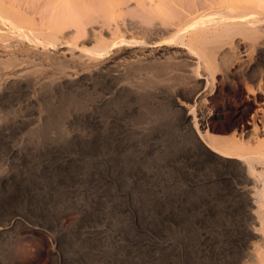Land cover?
I'll list each match as a JSON object with an SVG mask.
<instances>
[{"label":"rangeland","instance_id":"1","mask_svg":"<svg viewBox=\"0 0 264 264\" xmlns=\"http://www.w3.org/2000/svg\"><path fill=\"white\" fill-rule=\"evenodd\" d=\"M178 1L182 3L184 2V0H177V2ZM191 1L192 0H189V4ZM248 1L250 0H246L245 2ZM259 1L261 2V0ZM127 2H129V0L123 3ZM130 2L132 4L134 3L133 0ZM135 2L137 1L135 0ZM170 2L172 3V1ZM177 2H175V4ZM179 2L175 5L177 7H175L173 4L174 8L171 7L172 5L169 6L171 3L167 4L169 6H167L168 8L165 5H162L163 8H165V14L167 13L169 15L168 18L173 15L172 13L169 14V11L178 13L183 10V7H180L181 4ZM185 2L184 3L187 5V1ZM195 2L197 1L195 0ZM251 2H255L256 4L258 0H251ZM231 3L232 4L228 2V4L235 6L234 1ZM127 5L129 6V8L126 7ZM188 5L186 6L187 8H185L184 6L185 11L186 9L187 11L188 9L191 11L195 8V6H193L195 5L194 2H191V5H189L194 8H188ZM216 5L218 6V4ZM256 5L258 6L259 4ZM262 5H260V7ZM132 6H137V9L141 8V10L143 9L144 11V8H142V6L140 7L137 4L135 5V3ZM227 6L228 5L225 4V7ZM124 7H126V9ZM130 7V3L124 4V6L122 7L124 9L122 11V14H124V16L127 15L125 19H127L129 23L123 18V16L118 17L119 20L117 21L113 20V22L117 23L121 21L126 22L119 23L121 26L120 28L124 30L125 33L127 32L125 29L128 28L129 31L132 27L133 30L129 31L130 33H126L130 36L125 35L128 40L123 42V44H119L116 46L112 45L110 48L111 50H109L107 54H104L105 56L102 55L103 57L101 56L99 58L101 59L99 64V59H96L98 60L96 66L94 65L96 60H94V62L93 60L87 58L88 56L86 55V53L82 51L79 52V48H77L78 50L76 49L77 51H74L73 48L67 46L62 47L63 49L60 48V51L54 49L53 51L42 50V53L40 51H36L44 54L46 57H52L51 59L49 58L46 61L47 63L43 62L46 59L41 61V59L38 58L41 54L37 53V55H35L37 57L36 59H39L37 62H31L29 63V65L27 64L28 66H19V68L17 67L15 72L6 73L3 71L0 74V83L2 82V84L4 85L3 86L2 84H0V98L2 99L3 95L5 101L4 102L2 101L3 99H0V108L3 109V111L1 110L0 113L2 114V112H4L3 114H5H0V119H2V121L0 120L2 122V124L0 122V228H4L0 229V264H152L150 263L149 259L151 258L152 246L155 244L156 238L154 229L157 223V218L155 216L157 215V212L155 208L157 209L156 201L158 200L154 176V161L156 154L154 145H158V143L163 145L168 144L171 146H183L190 144L199 145L200 140H202V138L204 137L203 136L202 138H200V136H198L197 129L199 128V131L203 132L201 134H204L205 136L206 134L209 135L210 133L209 136L216 135V138L218 137L217 135L220 136L219 138H221V136L226 137L227 135H231L230 137H227L231 138L234 135V130L235 134L241 132V124L242 121L245 122V117V120L247 122L252 118V115H254L256 111L260 110L263 107L262 103L264 102V95L261 97L262 101H260L261 99H259L258 103V97H256V93L254 94V89H252L253 85L255 88V83H253L250 73V68L257 66L260 62V52L263 49V46L261 44L256 43L255 45L257 46V48H259L258 50H255L256 47L250 46V42H247L249 40L240 39L243 37L240 32H236L239 33L237 37L234 35L235 38L233 37L232 39V37H230L227 39L228 41L225 39V41L220 42L221 44L224 42L226 43V41L228 42V44L230 42L231 46L230 44H227L225 48L224 46L221 48V44L219 46L216 45L219 41H214L216 44L213 43V45H216V50H219V54L218 51L213 49V47V54L217 53V58H214L215 56L213 58L215 59V62H218L216 61V59L220 61L218 65L216 64L217 66H219V69L217 68V66H215L216 69H214L215 67L213 68L214 65H212L210 67H212L214 71H211L212 68L207 70L208 66L205 65L206 69H202V66L200 68L202 72L200 70V73L203 74V78L199 79L198 73L196 74L195 72H193L195 71L197 65V55L195 54L196 57H193L194 53L188 54L191 51H189V48L186 49V47L184 46L185 44H179L180 42H177L176 40L175 43L172 40L174 38V35L179 31V29L176 28L177 23L182 21L181 19H178L180 17V15L178 14L182 15L183 13H185L186 15L187 11H182L183 13L180 12L177 15L174 14L175 16H178V18L173 15V17L171 18L172 21L170 19H168L169 21H166L167 19L165 20L164 18L165 15H162L164 19L160 16V20H165V22L162 21L161 23H164L163 27H160L161 25H157V23H160L159 19L155 18L157 17L156 15L155 17L153 16V20L155 18L154 21L151 18L152 16L150 17L147 15L148 17H150L152 22H157L152 23L151 20L146 16L149 21L148 23L147 19H145L146 17L144 19L142 18L144 21L139 18L141 14L144 15L146 13L142 12L138 14L139 16H136L133 14L135 13L134 10L136 11V13H138L137 11L141 12V10L135 9L136 7H133L134 9H131L132 7ZM146 8L145 10H147ZM175 8H179L181 10L176 12L177 9ZM263 8L264 7H262V9ZM125 10H127V12H125ZM129 10H132L133 13ZM190 11L187 14L189 18H185L184 15L185 19L182 18L183 21L186 19L191 20L190 17L192 16V14H190ZM145 12H147L148 14L150 13L148 10ZM262 12L264 13V9L262 10ZM128 17L131 18L129 19ZM100 20H98L96 24L101 22L99 24L103 23L102 26L98 24L95 28H93L96 25L95 24L93 26V22L95 20H90L88 25V21L85 23V30H87L88 27H91L96 32V34L91 28H88L89 30H92L94 34H89L92 32L90 31L88 33L89 30L87 32L84 31L83 35L81 36V42L84 41V39L88 40L91 35H95L94 37L96 38L108 34L109 31L110 35L113 33L111 36L107 35V37L109 36L108 39H110L111 37V40L113 36H119V33L124 35L121 29L117 27L119 26V24L115 25L116 29H118V31L116 32L117 34L115 35L114 32L116 30H114L113 32V29H115V27L113 28L112 21L105 22L106 19H103L104 22H102ZM129 20H131L132 22ZM138 22H140L141 24L143 23L142 25H144L145 22L144 27L142 26L144 30L140 27L141 25H139L140 23ZM187 22L189 21H185V23ZM106 23H108V26L104 25ZM135 24H138V26H136ZM154 24L159 26V28L157 26L154 27ZM182 24L178 25L180 29H182V27L184 26V24ZM103 25L104 29L105 27L111 29H106L103 31ZM122 25L126 28L122 27ZM147 26H152L150 28L152 30L154 29V33L150 28L149 29L151 31H146L145 29L148 28ZM164 26H166V30L164 29ZM138 27L142 30H138ZM96 28H102V30H100L106 33L103 34ZM168 28L170 29L169 32L172 33L171 31H174V34L168 33ZM173 28L178 31L176 32ZM155 29L158 31L155 32ZM134 30L135 32H137L134 33ZM141 31H146L148 34H146V32L142 33ZM148 31H150V33ZM159 31L162 34L159 35ZM165 31L171 36L167 37L168 34L165 35ZM85 33H88L87 36L84 35ZM97 33H99V35H97ZM135 34L137 36H135ZM152 34H154V37L148 36ZM133 35L135 36V38H139L140 35L141 39L146 37V40H141L139 38V40H141L142 42H138L139 40L136 41L132 39ZM155 36L158 40L155 39ZM164 36H166L167 39L169 38L168 40H171L172 42H169L168 40L166 41V39L164 41ZM129 38H131V40H129ZM148 39L150 40V42H154L155 45L154 43L152 44L148 42ZM159 39L163 42L156 43L157 41H160ZM134 41L138 42V44L136 43L137 46ZM143 41H145L144 44L146 45V48L148 47L147 49H151L150 51L146 50ZM146 42H148V44ZM124 44H126V47ZM131 44L133 45L130 47ZM213 45L209 44V48L211 49ZM238 45L240 46V48ZM68 47L72 49L73 52H69L70 49L64 51V49ZM136 47H141V51H138ZM160 47L162 48L160 49ZM218 47H220L221 50ZM235 47L237 48L233 50V48ZM154 48L155 51L157 50L158 52H155ZM133 49L135 53H131ZM244 49L247 50L245 51ZM122 50L123 52H121ZM163 50L164 52L162 53ZM168 50L170 53L168 52ZM182 50L184 51V53H182ZM187 50L189 52L185 54ZM222 50L223 53H221ZM247 51L249 52V54ZM50 52L52 53L50 54ZM61 52L62 54H60ZM68 52L71 54H76L72 55V58L73 56L74 58L76 56L77 60L72 59L70 56L71 54H69ZM117 52H120L119 55L117 54ZM128 52L131 56L128 54ZM45 53H49L50 55H46ZM82 53H84L85 56ZM112 53L114 55L113 58L115 59L111 57L113 56L111 55ZM53 54L56 55V58L55 56H52ZM222 54H226L225 57L227 58L225 59L226 62L228 61L227 63H233L232 65L234 67L229 66L230 63L228 65L224 61L225 64H227L232 69L228 68L227 65V68H222L224 67V62L222 61L225 60L224 55ZM77 55H79L80 58H78ZM80 55L84 57V59L81 58ZM127 55H129L130 57ZM220 55L222 56V58H220ZM245 55L247 56V58H243L246 57ZM122 56L124 59H122ZM58 57L59 60H62V58L64 57H66L67 59H72L73 63H75L74 61L79 62L80 60V62L78 63L79 66L82 61H85L86 58V62H93H87L88 65H86V62H84V64L86 65H83L85 69H83V66L79 67L75 63L73 66L75 69L74 71L72 69L73 67H70L71 69H67V73H65L64 71V73H61L60 70H55L60 68L58 67V65H56V67L55 63H53V61H57L56 59H58ZM106 57H109L108 59L110 60L106 61ZM228 58L232 59L233 61H230ZM118 59H121L120 63H118ZM248 62H250L251 64ZM48 63L50 64L48 65ZM52 63L55 67L52 65ZM90 64H92V68L89 67L91 66ZM45 65L49 66L47 67L48 69L44 68L46 67ZM99 65L101 66V70H99ZM105 65L111 66L106 67ZM76 66L78 67L76 68ZM87 66L88 68L86 69ZM32 67L34 68L31 69ZM39 67L45 70L41 71ZM103 67L105 69L110 68L111 70L108 69V72V70L106 69L105 72L103 71ZM27 68H29L30 70ZM35 68H39L40 70ZM228 69H230L231 72H229ZM26 70H29V73L25 72ZM78 70H80V72ZM205 70H207L208 72H205ZM225 70L226 72H228L227 74L230 73V76L225 73ZM56 72H60V74H57ZM72 72L75 74H73ZM22 73H25L24 76L20 75ZM26 73L27 76L25 77ZM32 73L34 75H32ZM68 73L69 75H67ZM76 73L78 74V76H80L79 78H77L78 76ZM16 74L17 76H13ZM18 74L20 76H18ZM208 74L211 75L208 76ZM10 75H12L14 80L10 77ZM99 76L102 78H100ZM52 77L56 81L53 82V80L51 79ZM2 78L5 79V82L1 81ZM8 78L11 79L7 80ZM17 78L18 80L19 78L21 79L19 80L20 83L16 81ZM74 78L75 80H73ZM90 78L93 79L91 80ZM87 79L89 81H87ZM90 80L92 81V83ZM228 81L229 83H226ZM235 81L238 82L235 83ZM248 81L250 82V84ZM47 83H49V86L47 85ZM43 84L45 85L43 86ZM199 85L201 86V89ZM36 87H38V89H36ZM11 89H13L14 92ZM46 89H48V91ZM130 90H134L135 93L131 92ZM232 90L234 93H236L234 94ZM3 92L4 94H2ZM41 94L44 96H40ZM21 96L24 97L22 98ZM27 96L31 100H28ZM28 101L33 104H27ZM255 104L259 106L261 104L262 107H258ZM18 105L20 108L18 107ZM44 105L48 106L45 108ZM27 106H29V108ZM35 106L36 108H34ZM6 107L7 109H5ZM47 108L50 109V112ZM82 109H84V111ZM246 109H250L251 111H246ZM28 110L31 112H29ZM85 110L87 112H85ZM91 110L95 114H92ZM241 111L243 112V117L240 116L242 114ZM262 112L264 111L262 110ZM6 113L7 115H9L7 116ZM13 113L17 116H14ZM43 113L46 115V121L43 119ZM123 113H125L124 118L128 120L126 122H128V124L130 125L129 127L135 128L133 129V131L128 130L131 128L127 129V132H129L128 136H130L129 138L133 142L131 143L130 148L133 153L129 149H127L126 153H128H125L126 156L124 157ZM48 114L52 118L49 117ZM88 114L89 116L91 115V121ZM10 115H12L13 117ZM230 115H233L232 118H230ZM9 116L10 119H8ZM36 116L37 119L39 118V125V122L35 118ZM47 116L48 118H50L49 120ZM71 116L74 118H71ZM238 116H240L242 119L238 118ZM76 117L81 119H79L78 121V118ZM66 118L69 120H67V122L69 123L66 122ZM236 118L238 119L237 121ZM22 119H24L26 125H24L25 122ZM33 119L37 122V125L34 124V121L32 122ZM40 119L42 122H44L42 123ZM96 119H99L100 121L98 120V122L96 121ZM10 120L13 123L10 122ZM15 122L17 126L19 125L18 127L16 126ZM51 122L54 123L51 124ZM234 122H236L237 124H234ZM238 122L240 124H238ZM11 123L12 126L14 125V128L11 126ZM196 123H198V127L196 126ZM22 124L24 125V127L22 126ZM30 124H32V127ZM64 124L66 125L64 126ZM59 125H62L63 127ZM35 126L38 127L35 128ZM39 126H41L42 129ZM195 126L197 129L195 128ZM27 128L29 131L25 130ZM235 128H238V130H236ZM21 129H24L25 131ZM207 130L209 132H206ZM215 137L212 136V138ZM206 138L207 136L205 137V139L203 138V141L206 140V142H208V138ZM133 144L134 146H132ZM200 168H196V172L201 171L198 174L203 175V170H206V168ZM175 169L176 170L173 169L172 175L173 178L176 177V181L179 179L180 183L174 180L176 183L175 191L177 193L178 190L177 194L179 195L183 187L186 190V186H190L189 180L187 179L186 175H184L185 171L189 172V170L195 168H191L189 164L184 162L178 169ZM200 196L201 195H199V199L201 198ZM202 200L203 199L201 198V204L203 202ZM191 204L194 206H198V204H195L193 202H191ZM190 206L188 205V207Z\"/></svg>","mask_w":264,"mask_h":264},{"label":"bare ground","instance_id":"2","mask_svg":"<svg viewBox=\"0 0 264 264\" xmlns=\"http://www.w3.org/2000/svg\"><path fill=\"white\" fill-rule=\"evenodd\" d=\"M126 1H128V0H126ZM126 1H123V0H0V50H2V51H0V74L3 71L6 73L15 72V70L17 69V67L19 68V66H23V65H27V64L29 65V63L35 62V61L37 62L39 59L37 60L36 59L37 57L35 55H37V53L39 54L40 52L42 53V50H47V51L52 50L53 51V49H54V50L60 51L61 50L60 48L67 47V46L73 48L74 51L77 48H79L80 49L79 52L82 51V52L86 53V55L88 56L87 58H89L90 60L94 61L96 59H99L102 55L107 54L108 51L111 50L110 48L112 45L116 46L119 44H123V42L127 41L128 39L125 37V35H127L126 33L133 30L132 27L130 26L131 30L128 31V28L125 29L127 31L125 33V31L120 28L121 26L119 24V23H123L125 21L122 22L120 20L121 22H118V23L113 22V20L114 21L119 20L118 17L123 16V18L125 19V17L127 16V15L124 16V14H122V11L124 10L122 7L124 6V4L130 3V5L132 7V8L130 7L131 9H134L135 7H136L135 9H137V6H132V5H134V3H135V5L137 4L140 7L142 6V8H144V11H143V9L141 10V8L137 9V10H141V12L137 11L138 13H136L135 10H134L135 13H133L132 10H129V11H132V13L136 16L142 12L146 13L144 15L141 14L142 17L141 16L139 17L141 19L142 18L144 19L148 15L150 17L152 16L151 18L153 20V16L155 17V15H156L158 18L157 17H155V18L159 19L160 24H158L157 22H152L150 17H148V16L147 17L151 20L152 23H157V25H159V26L161 25L160 27H163L164 23L161 24L162 21L165 22L166 19H167L166 21H169L168 19L171 20V18L173 17L174 14L177 15L180 12L181 13L186 12L187 9H186V11L184 9L187 8L186 6L189 4V0H184V2L187 1V5L185 4L186 2L182 3V2L178 1L182 5V6L180 5V7H183V10H182L183 12L182 11L178 12L179 10H181L179 8L178 9L175 8V9H177L176 12H178V13H173V12L168 10L170 12V13L168 12L169 14H171V13L173 14L172 16L170 15L171 16L170 18H168L169 15L167 13L165 14V10H164L165 8H163L162 5H165L167 7L168 6L167 4L171 3L170 1H172V3L169 6L172 5L171 7L174 8V6L176 4H178L177 0L176 1L175 0L174 1L173 0H136L137 2H135V0H133L134 1L133 4L130 2L132 0H129V2L123 3ZM196 1L197 2H195V0L191 1V2L195 3V5H193V6H195V8L192 6H189V5H191V2H190V4L188 5V8H191V9L194 8V9H192L191 11L188 9V11L186 12V15H185V13L182 14L183 17L181 14H178V15H180L181 18L180 17L178 18V16L174 15L176 18H178L179 20L181 19L183 21L182 18H184V15H185V18L186 17L189 18V16H187L189 11L191 12L190 14H192V16L190 17L191 20L186 19L183 21V24L185 23V21H189V22L185 23L186 25L184 24L182 29H180L178 26V25L182 24V21H180L181 23L179 22L180 24L177 23V25H176V28H178L179 31L175 30V28H173L176 32L178 31L174 35V38L172 39L173 42H175V40H176L177 42L178 41L180 42L179 44H182V45L185 44L184 46L186 47V49L189 48V51H191V52H189L187 50L185 54H187V52H189L188 54L194 53L193 57L195 56V54L197 55V58H198V59L196 58V60H197L196 64L197 65L195 64L196 68L194 67L195 71H193V72H195L196 74L198 73L199 79L203 78V74L200 73V70H201L200 68L202 66H203L202 69H206L205 65L208 66L207 70H209L212 68L210 66L214 65L213 66V68H214L220 62L218 59H216V61H218V62H215L214 58H217V56H216L217 53L214 52L216 54H213L212 48L214 47L213 49L216 50V45L219 46L221 44L220 43L221 41L223 42V41H225V39L227 40L230 37H232V39H233V37L235 38V36L237 37V35L239 33H236V32H240L242 34L243 37L242 38L239 37L240 39L249 40L247 42H250V46H252V47L255 46L257 48V46L255 44L256 43L261 44L263 46V49L260 52L261 55H260L259 64L258 65L256 64L257 66L254 65L255 67L249 66V67H251L250 68L251 79H252L253 83H255V88H254V85H253V88H252V86H251V88L254 89V94L256 93L257 96L256 95L255 96L258 97V99H257V101H258L264 95V86H263V83H264V39H263V36H264V13L262 12V10L264 9V8L262 9V7H264L263 6L264 0H261V2L258 0V2L256 4H259L258 5L259 7L255 4V2H251V0L248 2H245L246 0H233L235 3V6L230 5V4H232L231 2H233L231 0H217V2L215 0V3L218 4L219 7L214 3V0H200V1L196 0ZM252 1H257V0H252ZM175 2H177V3L175 4ZM228 2L230 4H228ZM173 4H174V6H173ZM225 4H227L228 6L225 7ZM128 5L126 7L129 8ZM147 5H148V7H147ZM260 5H262V6L260 7ZM184 6H185V8H184ZM215 6H217V7H215ZM126 7H124V8L126 9ZM175 7H177V6H175ZM209 7H211V8H209ZM128 8H127V10H128ZM145 8L150 12L149 14L147 12H145V11H147V10H145ZM127 10H125V12H127ZM171 10H173V9H171ZM166 12H167V10H166ZM162 15H165L164 16L165 20H163L164 18ZM128 16H129V14H128ZM160 16L163 19L160 20ZM147 17L145 19H147V21H148ZM101 18H103L104 20L106 19L105 22H107V21L111 22L112 21L113 28L115 27V25L119 24V26H117V27H119L121 29V31H122V33H124V35L118 32L120 34L119 36H116V37L113 36L112 40H111V37H110V39H108V37L111 36L113 33L111 35L109 33L110 32L109 30L111 28L109 29V28L105 27V29H104V25L108 26L107 25L108 23H106L103 25L102 28H103V31L106 29H109V30H107V31H109L108 34H105L106 32L105 33L102 32L101 31L102 28H100L101 29L100 30V29H98L99 28L98 27L96 29L101 31V33L105 34L104 36H100V37L95 38L94 37L95 35L94 36L91 35V37L88 38V40L84 39V41L81 42V36L83 35L84 31L87 32L91 28V27L90 28L88 27L89 29L87 28V30H85V28H86L85 23L88 21V23H87V25H88L90 20H95L96 22L95 21L93 22L94 23L93 26H94L97 23V21L100 20ZM155 18H154V20H155ZM103 19H101L100 21L104 22ZM124 19H122V20H124ZM133 19H134V16H133ZM143 19H142V21H144ZM125 20L127 21V19H125ZM129 21H131V20H129ZM147 21H145V22H147ZM145 22H144V25H145ZM99 23H101V22H99ZM134 23H136V22H134ZM138 23H140V22H138ZM148 23H149V21H148ZM91 24H92V22H91ZM98 24H96L93 28H95ZM102 24H99V25L102 26ZM142 24L140 23L139 25H141L140 27L144 30V28H143L144 25H142ZM157 25L154 24L153 26L156 27ZM136 26H138V24ZM159 26H157V27L159 28ZM122 27H124V26L122 25ZM147 27H146L147 29H145L146 31L150 30L151 29L150 27H152V26H147ZM165 27L166 26H164V29L166 30ZM124 28H126V27H124ZM141 28L138 27V30H140ZM136 29H137V27H136ZM168 29H167V32L170 33L169 32L170 29L169 30ZM92 30H89L88 33ZM114 30H116V31L114 32ZM161 30H162V28H161ZM93 31L89 34H94V33L96 34V32L94 31V33H93ZM117 31H118V29H116V27H115V29H113V32L115 35L117 34L116 33ZM146 31H143V32L145 33ZM150 31H148V32L150 33ZM153 31H154V29L152 30V32ZM157 31L158 30H156L155 32H157ZM160 31H159V35L162 34V33H160ZM111 32H112V30H111ZM133 32L136 33L137 31L135 32V30H134ZM171 32L172 33H170V34H174V31H171ZM168 33H166V31H165V35ZM87 34L85 33L84 35L87 36ZM146 34H148V33L146 32ZM170 34H168L167 37H170L171 36ZM231 34H232V36H231ZM97 35H99V33H97ZM107 35H109V36L107 37ZM153 35L154 34L148 35V36H153ZM127 36H130V35L128 34ZM135 36H137V35L135 34ZM135 36L133 35V38H132L133 40L137 41V40H139V38L141 39L140 35H139V38H135ZM131 37H132V32H131ZM142 39L146 40V37L142 38ZM155 39H157L156 36H155ZM165 39L167 41L169 38L167 39L166 36H164V41H165ZM109 40H111L112 42ZM129 40H131V38H129ZM141 40H139L138 42H142ZM151 40H152V38H151ZM160 41L159 42L157 41L156 43H162L163 42V41H161V42ZM214 41L215 42L219 41V42H218V44H216ZM227 41H226V43L225 42L222 43L220 45V47L222 48L224 46V48H225V46H227V44H228ZM138 42L134 41L135 44L136 43L138 44ZM144 42L145 41H143V44H144ZM148 42H150L149 39H148ZM148 42H146V43L148 44ZM169 42H172V41L170 40ZM150 43L153 44L154 42H150ZM213 43L216 45L214 46ZM137 44H136V46H137ZM152 44H150V45H152ZM164 44H166V43H164ZM209 44L213 45L211 47V49L209 48ZM229 44H230V42H229ZM234 44H237V43H234ZM124 45L126 47V44H124ZM132 45L133 44H131L130 47ZM154 45H155V43H154ZM230 46H231V44H230ZM69 47L64 49V51L65 50L67 51L68 49H70ZM173 47H176V46H173ZM220 47H218V48L220 49ZM140 48H137L138 51L139 50L141 51ZM145 48H146V45H145ZM147 48H146V50H149V51L151 50V49H147ZM161 48L162 47H160V49ZM236 48L237 47L233 48V50H235ZM239 48H240V46H239ZM254 48H253V50H254ZM256 48H255V50H258L259 47L257 49ZM123 49H124V47H123ZM134 49H135V46H134ZM134 49L131 53H135ZM178 50H176V51H178ZM36 51H40V52H36ZM115 51H119V50H115ZM154 51H155V48H154ZM216 51H218V54H219V50H216ZM54 52H56V51H54ZM69 52H73L72 49H70ZM121 52H123V50ZM152 52H153V50H152ZM155 52H158V51L156 50ZM155 52H154V54H155ZM163 52H164V50L162 51V53ZM168 52H169V50H168ZM51 53L52 52H50V54ZM84 53H82V54L85 56ZM119 53L120 52H117L118 55H119ZM179 53H181V52H179ZM182 53H184V51ZM221 53H223V50L221 51ZM239 53H240V51H239ZM45 54L47 55L49 53H45ZM55 54H53L52 56H55V58H56L57 54L56 55ZM60 54H62V52ZM65 54H66V52H65ZM69 54H71V53H69ZM128 54H129V52H128ZM248 54H249V52H248ZM41 55H39L40 57H38V58H40L41 61L46 59L43 62H46L49 58L50 59L52 58L51 56L46 57L44 54H41ZM72 55H76V54L72 53L70 55L71 58H72ZM111 55H113V53ZM121 55H122V53H121ZM129 55H127V56H129ZM134 55H133V57H134ZM222 55H224V59L227 58V57H225L226 54H222ZM77 56H78V58H80L79 55H77ZM191 56H192V54H191ZM59 57H60V55H59ZM59 57H58V59H56L57 61L54 62L53 59H52V61H53V63H55V66L58 65V67L60 68V69H55V70H57V71L60 70L61 73H64V72L67 73L68 72L67 69H69L70 67H73L75 63H76V65L79 66L78 63L80 62V60H79V62H77V61H74L75 63L72 62L73 61L72 59L75 60L77 58L76 56H75V58L73 56L72 59H67L66 58L67 56H66V57L62 58V60H59ZM111 57L113 58L114 55ZM119 57H121V56H119ZM231 57H233V56H231ZM81 58L84 59V57H82V56H81ZM108 58L106 57V59H107L106 61L110 60ZM116 58H118V57H116ZM218 58H219V56H218ZM220 58H222V56ZM243 58H247V56L243 57ZM83 59H81V60H83ZM86 59H85V61H82L83 64L81 63L79 67H81L83 65L84 66L88 65L87 62H90V61L86 62ZM113 59H115V58H113ZM122 59H124L123 56H122ZM256 59H257V57H256ZM100 60L101 59H99V61L96 60V62L94 61L95 62L94 65L96 66L97 61L99 64ZM229 60L231 61L232 59H229ZM93 61H91L90 63H92ZM104 61H105V59H104ZM120 61H121V59L119 60L118 63H120ZM122 61H124V60H122ZM224 61L226 62V59L223 60L222 62H224ZM48 62H50V61H48ZM84 62H86V65L84 64ZM116 62H117V60H116ZM225 62L223 63V66H224V67H222L223 69L227 68L226 65L227 64L229 65V63H230V62L227 63L228 62L227 61L226 62L227 64H225ZM250 62H251V60H250ZM250 62H248V63H250ZM53 63H52V65H53ZM212 63H214V64H212ZM40 64H39V66H40ZM43 64H45V63H43ZM49 64L50 63H48V65ZM232 64L233 63H230L229 66L234 67ZM37 65H38V63H37ZM90 65L91 66H89V67L92 68V64H90ZM32 66H34V65H32ZM78 66H76V68ZM84 66H83V69H85ZM105 66L110 67L111 65L110 66L105 65ZM229 66H228V68H231ZM47 67H49V66H46L44 68H47ZM33 68L34 67H32L31 69H33ZM39 68H35V69H39ZM87 68H88V66L86 67V69ZM213 68L211 71H214V69H216V67L214 69ZM217 68L219 69V66H217ZM27 69H29V68H27ZM40 69H41V71L45 70L42 68H40ZM72 69H73V71L75 70L74 67ZM106 69L104 68L103 71L106 72ZM108 69H110V68H108ZM22 70H23V68H22ZM29 70H26L25 72H28ZM99 70H101V66H100ZM99 70H97V71H99ZM207 70H205V72H208ZM34 71H32V72H34ZM78 71L80 72V70H78ZM228 71L231 72L230 69H228ZM60 72H56V73L60 74ZM92 72H90V73H92ZM99 72H101V71H99ZM108 72H109V70H108ZM201 72H202V70H201ZM225 73L227 74L228 72H226V70H225ZM24 74L22 73L20 75L24 76ZM73 74H75V73H73ZM110 74H112V73H110ZM118 74H119V72H118ZM229 74H227V75H229ZM20 75L18 74V76H20ZM32 75H34V74L32 73ZM67 75H69V73ZM210 75L208 74V76H210ZM13 76H17V74L13 75ZM26 76H27V73H26L25 77ZM77 76H78V74H77ZM10 77L13 78L12 75H10ZM79 77L80 76H78L77 78H79ZM94 77H96V76H94ZM11 78H8L7 80H9ZM33 78H35V77H33ZM93 78H90V79L92 80ZM100 78H102V77H100ZM3 79L4 78H2L1 81L5 82V79L4 80ZM51 79L53 80V82L56 81L53 79V77ZM13 80H14V78H13ZM19 80H21V79L19 78ZM19 80H18V78L16 79V81L20 83ZM73 80H75V78ZM77 80H79V79H77ZM87 81H89V80L87 79ZM17 82H15V83H17ZM237 82L235 81V83H237ZM43 83H45V82H43ZM91 83H92V81H91ZM226 83H229V81ZM0 84H2V82ZM50 84H52V83H50ZM231 84H232V82H231ZM249 84H250V82H249ZM44 85L45 84H43V86ZM47 85L49 86V83H47ZM63 85H64V83H63ZM84 85H86V84H84ZM88 85H89V83H88ZM227 85H229V84H227ZM48 86H47V88H48ZM223 86H225V85H223ZM199 87L201 89L200 85H199ZM237 87H236V89H237ZM53 88H54V86H53ZM15 89H16V87H15ZM36 89H38V87H36ZM89 89H91V88H89ZM0 90H1V87H0ZM11 90L14 92L13 89H11ZM26 90H24V91H26ZM46 90L48 91V89H46ZM121 90H122V88H121ZM37 91H39V90H37ZM131 92H134V90ZM232 92H233V90H232ZM2 94H4V92ZM252 94H253V92H252ZM24 95H25V93H24ZM62 95H63V93H62ZM231 95H233V94H231ZM18 96H19V94H18ZM40 96H44V95L41 94ZM255 96H254V98H255ZM43 98H45V97H43ZM2 99L1 100L4 101L3 95H2ZM15 99H14V101H15ZM29 99L30 98L28 97V100ZM44 101H47V100H44ZM260 101H262V99ZM67 102H68V100H67ZM29 103L30 102L28 101L27 104H29ZM258 103H259V101H258ZM30 104L32 105L33 103H30ZM19 105H18V107H19ZM255 105H257V104H255ZM8 106H10V105H8ZM47 106L48 105H46L45 108ZM257 106L260 107L261 104H260V106L259 105H257ZM262 106H261L262 107L261 109L264 111V102L262 103ZM27 107L29 108V106H27ZM13 108H14V106H13ZM34 108H36V106ZM245 108H247V107H245ZM5 109H7V107ZM261 109L256 111L254 113V115H252V118L250 120H248L247 122L245 120V118H246L245 117L244 121L246 123L241 120L242 121V124H241L242 128L240 129L241 132H238L235 134V130H234L233 132H234L235 136L233 135V137H231V138H227L229 135H227L226 137L221 136L222 139L219 138L220 137L219 135H217L218 136L217 138H219V139H217L215 137L216 135L215 136L212 135L213 137H215V138H212V136H209L210 135V133H209V135L206 134L207 138L209 136V138L207 140L208 142H206V140L203 141V138L205 139L206 136L204 134H201L203 132L199 131L200 128L199 129L196 128V126L198 124V123H196L195 128L198 130V136H200V138H202L204 136L202 138V140H200L199 145H191L190 144V145H183V146H171L168 144L163 145V144H159V143H158V145L157 144L154 145V148L156 149L155 150L156 151L155 152L156 153L155 154V161H154L155 162L154 176H155V185H156L158 200L156 201L157 209L155 208V210L157 212V215H155V216L157 219L154 218L157 220L156 227L154 229V231L156 233V238H155V244L152 246V255H151V258L149 259L150 263H152V264H264V112H262ZM1 110L3 111V109L0 108V111ZM48 110L50 112V109H48ZM82 110L84 111V109H82ZM247 110L249 111L250 109H246V111ZM79 111H81V110H79ZM17 112H18V110H17ZM29 112H31V111H29ZM85 112H87V111L85 110ZM91 112H92V110H91ZM3 113L4 112H2V114L1 113L0 114L5 115ZM7 113H6V115H7ZM76 113H77V111H76ZM82 113H84V112H82ZM92 114H95V113L92 112ZM246 114H247V112H246ZM13 115L17 116L14 113H13ZM50 115H49V117H51ZM124 115H125V113H123V157L126 156L125 153H126L127 149L130 150L131 143H133L129 138L130 136H128L129 132H127V131L128 130L133 131V129H135L134 127L133 128L129 127L130 125L128 124V122H126L128 120H126V118H124ZM10 116H12V115H10ZM10 116L8 119H10ZM88 116H89V114H88ZM232 116L230 118H232ZM240 116L243 117V112ZM240 116H238V118H241ZM18 117H20V116H18ZM38 117H40V116H38ZM43 117L42 118L45 120L46 115L44 114ZM89 117H90V121H91V115ZM35 118L38 121L39 118L37 119V116ZM47 118H48V116H47ZM71 118H74V117L71 116ZM76 118H78V117H76ZM27 119H26V121H27ZM41 119H40V121H41ZM49 119L50 118H48V120ZM79 119H81V118H78L77 120L79 121ZM0 120L2 121V119H0ZM11 120H10V122L13 121V120L12 121ZM22 120L24 121V119H22ZM65 120L67 122L68 119L66 118ZM94 120H92V121H94ZM98 120L96 119V121H98ZM202 120H204V119H202ZM237 120L238 119L236 118V121ZM33 121H34V119L32 120V122ZM222 121H224V120H222ZM16 122H18V121H16ZM16 122H15V124H16ZM24 122H22V123H24ZM34 122H35L34 124L37 125V122L36 121H34ZM60 122H62V121H60ZM12 123H11V126H12ZM52 123H54V122H51V124ZM67 123H69V122H67ZM235 123L236 122H234V124ZM1 124H2V122H1ZM39 124H40V122L38 123V125ZM72 124H73V121H72ZM94 124H96V123H94ZM238 124H240V123L238 122ZM6 125H5V128H6ZM24 125H26V122ZM24 125L22 124L23 127H24ZM28 125H29V123H28ZM30 125L32 127V124H30ZM65 125L66 124H64V126ZM16 126H17V124H16ZM41 126H42V124H41ZM41 126H39V127H41ZM59 126L63 127L62 125H59ZM200 126H201V124H200ZM36 127H38V126H35V128ZM128 128H131V129H128ZM41 129H42V127H41ZM235 129L238 130V128H235ZM13 130H15V129H13ZM21 130H24V129H21ZM25 130L29 131L28 128ZM197 130H196V132H197ZM219 130H220V128H219ZM206 132H209V131L207 130ZM2 133H4V132H2ZM125 135H127V136H125ZM148 137H150V136H148ZM223 138H225V139H223ZM160 141H158V142H160ZM178 144H180V143H178ZM181 144H182V142H181ZM132 146H134V144ZM134 154H136V153H134ZM129 159H130V157H129ZM152 160H154V159H152ZM183 161L185 163L189 164L191 168L193 167L195 169L189 170V172L185 171L184 175H186L187 179L189 180L190 186H188L187 185L188 183H187L186 185L188 187L185 185L186 190L183 187L182 191L178 195L177 194L178 190H177V193L175 191V184H176L175 179H176V177L173 178L172 172H173V169L174 170H176L175 168L178 169L181 166V164L184 163ZM200 167L206 168V170H203L204 173L202 172L203 175L198 174L201 171L196 172V168H200ZM174 176H176V175H174ZM183 181H185V180H183ZM176 182H179V179ZM182 183H184V182H182ZM180 187H182V186H180ZM199 195H201L200 197L203 199L202 204L200 202L201 198L199 199ZM157 198H155V199H157ZM191 202L198 204V206L192 205ZM182 204H183V206H182ZM188 205L189 206L191 205V206L188 207ZM181 207H183V208H181ZM0 229H4V228L1 227Z\"/></svg>","mask_w":264,"mask_h":264}]
</instances>
